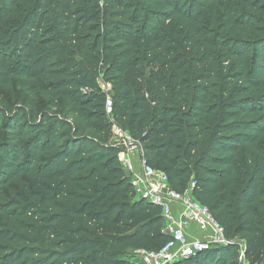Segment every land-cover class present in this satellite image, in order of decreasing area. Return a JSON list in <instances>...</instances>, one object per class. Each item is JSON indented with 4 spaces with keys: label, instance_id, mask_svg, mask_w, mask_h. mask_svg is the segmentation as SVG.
I'll use <instances>...</instances> for the list:
<instances>
[{
    "label": "trees",
    "instance_id": "1",
    "mask_svg": "<svg viewBox=\"0 0 264 264\" xmlns=\"http://www.w3.org/2000/svg\"><path fill=\"white\" fill-rule=\"evenodd\" d=\"M2 102L0 264H134L168 241L113 124L230 241L170 264H264V0H0Z\"/></svg>",
    "mask_w": 264,
    "mask_h": 264
},
{
    "label": "built area",
    "instance_id": "2",
    "mask_svg": "<svg viewBox=\"0 0 264 264\" xmlns=\"http://www.w3.org/2000/svg\"><path fill=\"white\" fill-rule=\"evenodd\" d=\"M106 87L109 89V85ZM110 107L111 100L108 98V111ZM111 130L112 144L118 148V158L123 170L129 175L139 197L160 206L163 231L169 235L168 241L157 250L132 249L134 264H170L198 251L230 242L224 237L222 225L209 208L194 196V182L191 181L183 191L176 190L171 186L165 171L146 161L140 144L128 131L117 124H113ZM172 203L178 205V208L174 210ZM192 225L204 233L203 238H196L188 233Z\"/></svg>",
    "mask_w": 264,
    "mask_h": 264
},
{
    "label": "rangeland",
    "instance_id": "3",
    "mask_svg": "<svg viewBox=\"0 0 264 264\" xmlns=\"http://www.w3.org/2000/svg\"><path fill=\"white\" fill-rule=\"evenodd\" d=\"M4 103H0V109H3V111H5V108H4ZM39 107V105H38ZM4 117V112H1L0 113V123H1V119ZM233 241H236L237 243H239L240 245V250H238V252L236 253V256L235 258L238 260V261H241L242 260V255H243V250L242 248L244 247V241L241 237H237L235 239H233Z\"/></svg>",
    "mask_w": 264,
    "mask_h": 264
},
{
    "label": "crops",
    "instance_id": "4",
    "mask_svg": "<svg viewBox=\"0 0 264 264\" xmlns=\"http://www.w3.org/2000/svg\"><path fill=\"white\" fill-rule=\"evenodd\" d=\"M137 167H138V165H137V162L135 161V168H137ZM171 206L174 210L178 208V205H176L175 203H172ZM188 231H189L188 233L190 235H192L196 238L201 239L204 236V233L199 231V229L195 225H192ZM243 264H246V263L244 262Z\"/></svg>",
    "mask_w": 264,
    "mask_h": 264
}]
</instances>
